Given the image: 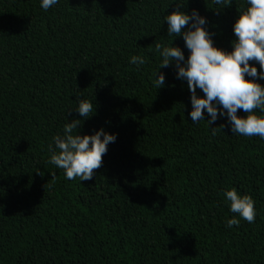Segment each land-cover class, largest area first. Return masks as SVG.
<instances>
[{"label": "trees", "instance_id": "trees-1", "mask_svg": "<svg viewBox=\"0 0 264 264\" xmlns=\"http://www.w3.org/2000/svg\"><path fill=\"white\" fill-rule=\"evenodd\" d=\"M172 2L60 0L44 11L0 0V264H264V140L221 130L224 118L193 124L174 67L154 85ZM213 7L183 4L231 51L244 0ZM132 55L149 62L137 70ZM77 97L96 105L82 135L118 134L81 182L48 163L52 137L80 118ZM231 188L254 198L255 223L227 228Z\"/></svg>", "mask_w": 264, "mask_h": 264}, {"label": "clouds", "instance_id": "clouds-1", "mask_svg": "<svg viewBox=\"0 0 264 264\" xmlns=\"http://www.w3.org/2000/svg\"><path fill=\"white\" fill-rule=\"evenodd\" d=\"M59 2L40 0V7L48 11ZM184 3L186 0H180L177 8L163 17L167 22V36L174 38L170 43H155L154 50L161 57L155 72V87L159 90L165 86L166 74L161 69L172 66L176 79L186 81L190 92L189 116L193 124L206 121L209 127L224 118L221 130L227 126L233 135L258 136L264 140V0H244L246 7L232 25L231 51L215 45L210 21L196 8L191 12L183 10ZM211 3L212 9L221 11L230 7L233 0H211ZM177 37H182L183 48L174 44ZM148 62L146 55H132L129 59L137 70ZM77 100L74 109L82 119L73 118L69 122L66 117L62 132L54 135L49 144L48 163L62 169L65 179L79 178L81 182L93 178L94 170L102 166L108 145L115 143L118 134L101 127L93 134L82 135L83 122L96 114V105L93 99L77 97ZM238 110L246 115H238ZM222 195L234 214L231 218L225 217L227 228L238 226L241 220L249 224L256 222V201L250 194L242 195L231 188L225 189Z\"/></svg>", "mask_w": 264, "mask_h": 264}]
</instances>
